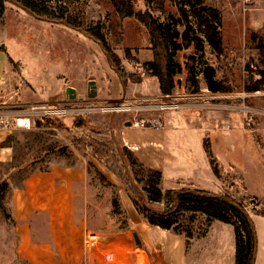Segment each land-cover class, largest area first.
<instances>
[{
    "label": "rangeland",
    "instance_id": "obj_1",
    "mask_svg": "<svg viewBox=\"0 0 264 264\" xmlns=\"http://www.w3.org/2000/svg\"><path fill=\"white\" fill-rule=\"evenodd\" d=\"M34 1L53 11L63 23L36 18L17 5L6 2L0 20V49L11 61L13 77L12 87L6 92L11 98L1 97L0 105L23 108L30 105L48 106L45 111L54 108L65 111L41 116L35 114L32 117L33 127L29 130H16L9 137L12 160L0 163V185L7 184V189L0 192V264H26L15 255L16 238L7 209L10 188L20 186L30 172L44 171L52 162H72L76 155L88 160L92 183L97 181L93 185L99 186L94 194L97 206L101 213L111 218L107 226L99 227L105 233L99 231L92 220L87 221L88 230L101 238L109 232L126 230L127 217L118 195L125 194L132 204L139 201L140 189L146 177L137 167L129 169L127 164L124 166L121 153H115L116 148L120 150L118 147H122L108 136V129L114 125V117L119 122L134 117L146 119L148 109H157L162 103L160 100L138 102L141 99L152 100L139 95L118 98L121 88L127 83L138 84L137 81L149 75L146 73V76L141 77L138 72L148 53V36L133 19L120 20L108 0ZM203 3L212 6L220 15L223 54L215 57L210 48L204 46L203 54L194 55V73L199 93L184 94V59L192 56L193 51L189 49L176 53L174 61L180 66V72L173 97L197 95L203 98L179 100L176 103L179 108L186 104L188 107L184 108L200 109L194 112L199 114L200 111L199 120L203 117L201 121L210 128L208 135L211 134L221 152L228 153L222 141L225 139L227 143L228 140L222 137H227L229 133V154L224 159L230 168L221 177L224 189L219 192L228 193L245 209L255 227L256 253L260 241L256 264H264V8L260 12L251 13L250 10L241 9L237 0H203ZM136 7L147 10L160 22H165L176 10V5L168 0H136ZM189 21L193 24L191 17ZM94 26L100 27V33L117 57L118 70L111 67L100 44L85 34V29ZM177 30L181 32L183 27L178 25ZM251 34L256 36L255 39L251 38ZM259 39L263 40L261 51L257 49ZM205 66L213 67L214 79L227 89L226 93H216L221 98L209 100V95L214 93L207 90L201 75ZM90 80L97 83V96L93 99L87 97V83ZM66 87L74 89V100L66 98ZM255 87L258 91L250 92ZM137 88L142 91V95L151 96L156 92V85L150 83H143ZM109 98L115 100L111 102L107 100ZM215 104L229 107L216 109ZM114 106L138 110L112 113L109 109ZM218 110L227 113V117H216ZM164 114L169 120L163 121L161 118L160 122L180 126V110H169ZM120 115H124L123 119L119 118ZM167 137L170 139L166 146L167 152L171 150L170 153L178 157L186 155L187 148L183 142L185 132L171 130L167 132ZM186 137L191 144L189 155L195 157L200 149L199 140L191 133ZM94 141L111 145L103 153L92 143ZM205 141L208 144L204 146L209 153L210 138ZM213 162L209 160L212 168L221 171L219 164ZM219 163L222 165L223 161ZM110 174L114 177L113 183L107 178ZM169 174L165 173L163 186H167ZM114 198L117 204L112 203ZM151 207L155 210L163 209L161 204H152ZM181 220L191 232L188 247L193 245L201 252L197 264H212L216 257L214 252L217 253L219 249L223 251L221 264H233L231 226L188 213L182 214ZM139 228L141 231L144 229ZM151 229L156 231L155 228ZM149 235V239L154 237L151 230ZM211 235L217 237L218 241L211 238ZM128 236L131 239V233ZM119 252L121 256L114 264H133V261H129L130 249L120 247ZM107 256L99 259L100 264H113Z\"/></svg>",
    "mask_w": 264,
    "mask_h": 264
},
{
    "label": "crops",
    "instance_id": "obj_2",
    "mask_svg": "<svg viewBox=\"0 0 264 264\" xmlns=\"http://www.w3.org/2000/svg\"><path fill=\"white\" fill-rule=\"evenodd\" d=\"M256 7V9L250 10L251 13L264 8V1L257 2ZM262 12L264 13V10ZM147 52L146 59L141 64L143 67L145 63L152 60V53L148 48ZM10 64L9 57L0 49V98H11L6 93L12 87L13 73ZM146 73L148 72L146 71ZM90 81L95 83L97 96V83L95 80ZM143 83L156 85V92L151 96L142 95V91L137 87L142 86ZM130 95L133 97L139 95L142 98L152 99L151 101L167 100L166 96L159 93L156 77L151 75H147L146 79L142 78L138 84L127 83L121 88V95L118 98ZM113 98L107 100L112 102L115 100ZM199 105L197 106L199 107ZM205 105L203 104V106ZM215 105L211 107L215 106L216 109L229 107L223 104ZM183 106L188 107L186 104ZM183 106L175 110H180L182 113V119L179 121L180 126L160 122L161 118L163 121L169 120V117L164 114L168 111L151 107L146 115L149 126L144 129H136L127 124L131 121L129 118L119 122L117 117H114V125L108 129V136L119 143L121 147L128 149L145 168L160 172L162 175L160 188L162 190L188 189L218 193L224 189L221 177L230 168L224 159V156L228 158L229 154V133L227 137H222V139L228 140L227 143H225V139L222 140L228 153L221 152L215 145L214 139L211 138V134L208 135L210 128L204 121H201L203 117L199 120L200 111L199 114L194 112V110L200 109H188ZM217 112L216 117H227V113L219 112V110ZM123 116L120 115L119 118L123 119ZM171 130L185 132V141L183 142L187 148L186 155L178 157L176 154L170 153L171 150L166 151V146L170 142L167 132ZM188 133L193 134L200 143L199 153L195 157L189 155L188 149L191 144L186 137ZM13 134L14 131L0 130V145L4 144L7 138ZM207 138H210L209 153L204 146V144H208L205 141ZM214 146H216V150ZM11 160L12 147L0 146V163ZM209 160L219 164L222 168L221 171L213 169ZM220 160L226 164L222 163L221 165ZM213 171L216 172V175ZM166 172L170 173L169 180L167 186H163ZM107 178L113 183L114 177L111 174ZM93 184H97V181L92 183L88 160L76 155L72 162H52L44 171L34 170L25 176L20 186L11 187L8 192L7 209L16 238V257L26 264H82L84 261V264H100L99 259L108 255L107 259L114 264L116 259L121 256L120 247H125L131 251L129 261H133V264H142V262L145 264H149L148 262L150 264H197L201 252L195 246L189 245L190 247H188V240L186 241L180 235L148 225L125 194L124 196L118 195V199L126 214L128 228L124 231L109 232L104 238L94 233L98 235V242L93 247L87 248L84 244L85 236L88 233H93L88 230L87 221L92 220L98 226L99 231L104 233L103 228L99 227L107 226L108 220L111 222V218L105 213H101L97 206V198L94 197V194L99 186ZM139 227H143V231ZM150 227L155 228L156 231H152L153 229ZM150 230L154 237L149 239ZM129 233H131V239L128 236ZM210 237L218 241L217 237H213V235ZM259 242L254 264L258 257ZM222 252V249H219L217 253L214 252L216 257L214 261L212 260V264H221Z\"/></svg>",
    "mask_w": 264,
    "mask_h": 264
},
{
    "label": "trees",
    "instance_id": "obj_3",
    "mask_svg": "<svg viewBox=\"0 0 264 264\" xmlns=\"http://www.w3.org/2000/svg\"><path fill=\"white\" fill-rule=\"evenodd\" d=\"M108 1L120 20L133 19L145 30L152 60L145 63L143 69L149 75L156 77L159 93L162 96H170L177 91V76L180 66L174 61V57L176 53L189 49H192L193 55L184 59L185 80L182 91L184 94L199 93L194 73V63H196L194 55L203 54L204 46L209 47L215 57L223 54L219 13L214 8L205 5L202 0H168L176 5V10L169 15L165 22H160L147 10L137 8L136 0ZM6 2L17 5L36 18L63 23L62 19L53 11L41 7L34 0H0V20ZM190 17L193 24L189 21ZM65 23L67 26H71V24ZM178 25L183 27L181 32L177 30ZM84 32L100 44L111 67L118 70V59L100 33V27L87 28ZM255 37L254 34H251V38L255 39ZM257 49L259 51L263 49L261 39L258 40ZM201 75L208 91L212 93L228 92L220 82L214 79L215 70L213 67L205 66L201 70ZM256 91L258 89L255 87L250 92ZM8 140L9 137L0 146H8ZM92 143L103 153L108 151V147L111 145V143L97 141ZM114 145L116 144L114 143ZM118 148L120 150L116 148L115 153L116 155L121 153L124 166L126 167L127 164L129 169L137 167L146 177L144 185L140 189V199L133 202V205L148 225L180 235L186 241L191 238V232L189 227L182 223V214L201 215L208 221L229 225L232 227L234 238L233 264H254L257 249L256 231L253 222L240 203L226 192L211 193L188 189L162 190L160 188L162 180L160 172L145 168L129 150L124 147ZM213 173L216 175L215 171ZM6 189L7 184L1 183L0 192ZM112 203L117 204V199L114 198ZM152 204H161L163 209L155 210L151 207Z\"/></svg>",
    "mask_w": 264,
    "mask_h": 264
},
{
    "label": "built area",
    "instance_id": "obj_4",
    "mask_svg": "<svg viewBox=\"0 0 264 264\" xmlns=\"http://www.w3.org/2000/svg\"><path fill=\"white\" fill-rule=\"evenodd\" d=\"M239 6L241 9L244 11L246 10H253L256 9V4L257 2L264 1V0H237ZM139 75L141 77L146 76V70L143 69V67H140V70L138 71ZM201 97V96H200ZM220 96L217 94H210L209 95V100H216ZM167 100L162 101L161 105L158 106V109L161 111H169V110H176L179 108V104L176 103L180 101H186V100H202L199 98V96H166ZM146 101H151V100H146V99H141L138 100V102H146ZM56 106H62V105H56ZM48 107V106H47ZM46 106H25V110L22 106H6V105H0V130H5L9 132H13L16 130H29L31 127L34 126L33 122V115L35 114H54V113H63L65 110H60L59 108H54V109H49L48 111H45ZM63 107V106H62ZM121 106H114L109 109L110 112L116 113V112H122L120 110ZM122 108L126 109L123 112H128V111H137L138 109L136 108H129V107H124ZM106 110V109H101V111ZM136 116V115H134ZM149 125V121L147 119H136L134 117L130 121V126L136 129H144ZM227 129V128H226ZM98 242V235L94 233H88L85 236V241L84 244L87 248L93 247L96 243Z\"/></svg>",
    "mask_w": 264,
    "mask_h": 264
},
{
    "label": "water",
    "instance_id": "obj_5",
    "mask_svg": "<svg viewBox=\"0 0 264 264\" xmlns=\"http://www.w3.org/2000/svg\"><path fill=\"white\" fill-rule=\"evenodd\" d=\"M178 93V92H177ZM65 94L67 95L66 98L69 100H74L75 99V91L72 88H67L65 90ZM96 96V91H95V83L93 81L88 82V92H87V97L89 99H93ZM130 125V123H127Z\"/></svg>",
    "mask_w": 264,
    "mask_h": 264
},
{
    "label": "bare ground",
    "instance_id": "obj_6",
    "mask_svg": "<svg viewBox=\"0 0 264 264\" xmlns=\"http://www.w3.org/2000/svg\"><path fill=\"white\" fill-rule=\"evenodd\" d=\"M120 110L123 112V111H125L126 109H124V108H120ZM143 259H144V257H143ZM146 259V258H145ZM142 260V259H141ZM142 264H145L144 262H142Z\"/></svg>",
    "mask_w": 264,
    "mask_h": 264
}]
</instances>
